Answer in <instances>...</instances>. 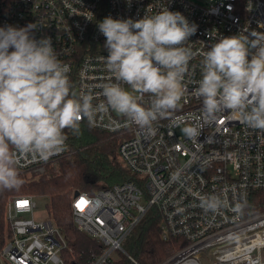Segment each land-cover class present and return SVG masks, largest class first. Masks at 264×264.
<instances>
[{
  "label": "built area",
  "instance_id": "2783aa9c",
  "mask_svg": "<svg viewBox=\"0 0 264 264\" xmlns=\"http://www.w3.org/2000/svg\"><path fill=\"white\" fill-rule=\"evenodd\" d=\"M165 8L198 25L186 45L195 53L208 50L220 36L264 32V0L205 5L192 0H0V27L36 25L37 38L50 36L58 59L70 66L72 90L98 94L111 76L102 62L107 51L98 22L108 16L136 20ZM201 59L195 55L190 61L185 95L173 114L184 119L181 127L168 118L154 122L151 131L124 127L115 112V123L106 117L91 127L119 139L120 158L136 179L94 195H73L76 229L100 243V251L79 264H115V253L139 264L124 244L153 208L162 218V238L184 243L159 264H264V131L246 127L227 111L211 119L202 116V100L192 92L201 78ZM102 101L98 95L93 102ZM143 104L150 105L148 94ZM187 125H199V135L185 136L181 128ZM65 144L66 150L48 161H22L18 169L63 158L69 151ZM212 195L226 197L228 206L205 212L199 197ZM81 199L86 201L82 209L77 207ZM236 203L243 204L240 212L232 211ZM36 208L33 196L8 202L9 238L0 252L4 264H67L71 249L65 235L50 218L37 219Z\"/></svg>",
  "mask_w": 264,
  "mask_h": 264
},
{
  "label": "clouds",
  "instance_id": "9594fccd",
  "mask_svg": "<svg viewBox=\"0 0 264 264\" xmlns=\"http://www.w3.org/2000/svg\"><path fill=\"white\" fill-rule=\"evenodd\" d=\"M97 27L105 37L102 62L111 74L98 94L72 90L70 66L58 59L50 36L37 38L36 25L0 27V189L22 185V161L46 162L64 152L65 130L79 135L82 121L90 128L106 117L115 123V112L124 118V127L151 131L164 118L181 127L184 119L173 114L185 95L195 55L202 57L201 78L192 92L202 100V116L211 119L227 111L246 127L264 131V32L220 36L208 50L195 53L186 45L198 25L168 8L136 20L108 16ZM98 95L103 101L94 103ZM181 131L195 138L199 125ZM199 199L205 212L228 206L227 198L218 195ZM242 208L236 203L232 211Z\"/></svg>",
  "mask_w": 264,
  "mask_h": 264
},
{
  "label": "trees",
  "instance_id": "16d2710c",
  "mask_svg": "<svg viewBox=\"0 0 264 264\" xmlns=\"http://www.w3.org/2000/svg\"><path fill=\"white\" fill-rule=\"evenodd\" d=\"M69 151L63 158L18 173L23 180L18 189H0V252L9 238L6 208L10 199L20 196H48V217L65 235L71 252L67 264L88 262L100 251L99 241L79 232L74 224L72 200L76 191L96 194L103 188L136 177L119 155L120 141L103 131L81 123L79 135L66 129ZM160 213L151 209L124 244L125 251L139 264H159L184 243L162 238ZM115 264H134L126 257Z\"/></svg>",
  "mask_w": 264,
  "mask_h": 264
},
{
  "label": "rangeland",
  "instance_id": "374dc122",
  "mask_svg": "<svg viewBox=\"0 0 264 264\" xmlns=\"http://www.w3.org/2000/svg\"><path fill=\"white\" fill-rule=\"evenodd\" d=\"M198 4L205 5L208 3H211L216 0H192ZM35 202L37 203V208L35 210V217L38 218H49L48 212H47V204L49 203V197L48 196H40L35 199ZM144 204V201L142 202ZM30 218V216H27ZM116 260L122 259V255L119 253L114 254Z\"/></svg>",
  "mask_w": 264,
  "mask_h": 264
},
{
  "label": "snow or ice",
  "instance_id": "6c2138e0",
  "mask_svg": "<svg viewBox=\"0 0 264 264\" xmlns=\"http://www.w3.org/2000/svg\"><path fill=\"white\" fill-rule=\"evenodd\" d=\"M22 203H25V202H22ZM85 204H86V201H84L83 199H81L78 202L77 207L82 209Z\"/></svg>",
  "mask_w": 264,
  "mask_h": 264
},
{
  "label": "water",
  "instance_id": "95a60500",
  "mask_svg": "<svg viewBox=\"0 0 264 264\" xmlns=\"http://www.w3.org/2000/svg\"><path fill=\"white\" fill-rule=\"evenodd\" d=\"M74 195L75 196H78L79 195V191H76Z\"/></svg>",
  "mask_w": 264,
  "mask_h": 264
},
{
  "label": "crops",
  "instance_id": "0c3cea01",
  "mask_svg": "<svg viewBox=\"0 0 264 264\" xmlns=\"http://www.w3.org/2000/svg\"><path fill=\"white\" fill-rule=\"evenodd\" d=\"M0 264H4L3 260L0 258Z\"/></svg>",
  "mask_w": 264,
  "mask_h": 264
}]
</instances>
